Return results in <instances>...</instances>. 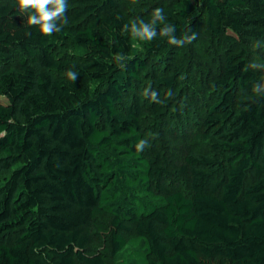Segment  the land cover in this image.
<instances>
[{
    "label": "trees",
    "instance_id": "trees-1",
    "mask_svg": "<svg viewBox=\"0 0 264 264\" xmlns=\"http://www.w3.org/2000/svg\"><path fill=\"white\" fill-rule=\"evenodd\" d=\"M155 7L156 35H132ZM27 14L0 0V264H106L88 252L91 227L114 264H264V87L253 90L264 71L242 47L264 39V0H67L51 35ZM206 31L231 48L200 117L207 146L180 166L191 193L157 188L164 167L135 148L129 97L169 36L194 32L191 45ZM174 80L157 79L168 90Z\"/></svg>",
    "mask_w": 264,
    "mask_h": 264
},
{
    "label": "rangeland",
    "instance_id": "rangeland-1",
    "mask_svg": "<svg viewBox=\"0 0 264 264\" xmlns=\"http://www.w3.org/2000/svg\"><path fill=\"white\" fill-rule=\"evenodd\" d=\"M154 0H128L130 9L147 8ZM247 51L250 66L264 71V39L242 46ZM141 50L140 46H137ZM230 47L219 37L204 32L195 44H175L169 54L149 60L141 70L135 96L129 102L137 107L141 130L147 140V154L159 156L164 173L157 188L182 190L191 193L190 176L180 170L189 149L201 150L207 146L200 136L201 116L214 100L216 92L210 80L220 71ZM148 59V58H147ZM150 59V58H149ZM174 74V85L168 90L158 83L160 76ZM155 91V99L151 93ZM4 99L0 95V100ZM88 245L90 254L101 253L106 264H114L104 248V234L94 227Z\"/></svg>",
    "mask_w": 264,
    "mask_h": 264
},
{
    "label": "clouds",
    "instance_id": "clouds-1",
    "mask_svg": "<svg viewBox=\"0 0 264 264\" xmlns=\"http://www.w3.org/2000/svg\"><path fill=\"white\" fill-rule=\"evenodd\" d=\"M18 7L21 12L27 10L28 14L26 17V23L28 25H37L38 30L46 35H51L53 32L60 31L61 25L67 22V17L65 15L67 9V0H17ZM152 20L148 24H144L142 20L137 18L131 21V34L138 37L141 40H150L156 35L153 24L157 20L164 19V12L161 7H155L151 12ZM57 21L60 23L58 24ZM136 21L139 22V27H137ZM127 25H125L126 27ZM173 25L167 24L161 29V34H168L172 31ZM195 33L193 32L191 36H186L184 39H177L176 37L169 36V40L173 44L184 43L185 40H192L195 38ZM67 76L71 80H75L76 73L72 70L67 71ZM264 87V83L259 85L255 84L253 90L257 91L259 88ZM156 92L151 93V98L155 99ZM147 140L139 139L135 148L140 151L143 150Z\"/></svg>",
    "mask_w": 264,
    "mask_h": 264
}]
</instances>
